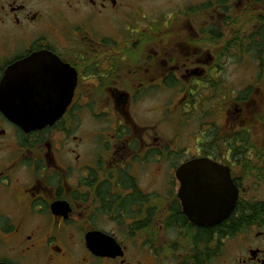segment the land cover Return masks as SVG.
Segmentation results:
<instances>
[{
  "label": "flooded vegetation",
  "instance_id": "af4514ba",
  "mask_svg": "<svg viewBox=\"0 0 264 264\" xmlns=\"http://www.w3.org/2000/svg\"><path fill=\"white\" fill-rule=\"evenodd\" d=\"M119 3L0 0V85L25 73L54 101L69 98L28 132L0 111V264H264V222L220 230L239 225L240 199L264 194L251 184L264 181V96L223 73L234 16L136 26L90 14H132ZM30 59L39 67H17ZM197 159L228 168L238 190L211 227L191 222L179 197L176 172Z\"/></svg>",
  "mask_w": 264,
  "mask_h": 264
},
{
  "label": "water",
  "instance_id": "95a60500",
  "mask_svg": "<svg viewBox=\"0 0 264 264\" xmlns=\"http://www.w3.org/2000/svg\"><path fill=\"white\" fill-rule=\"evenodd\" d=\"M36 61L30 59L25 64H17V67L25 72L30 67H39V64H32ZM19 77L15 81L6 78L0 85V111L24 132L52 125L62 115L69 98L58 103L41 93L42 88L30 82L25 73ZM57 87L64 90L67 83ZM37 93H41L40 96ZM176 176L180 182L179 197L183 211L191 222L202 227L214 226L234 211L238 190L232 183L228 168L207 159H197L180 166Z\"/></svg>",
  "mask_w": 264,
  "mask_h": 264
},
{
  "label": "rangeland",
  "instance_id": "374dc122",
  "mask_svg": "<svg viewBox=\"0 0 264 264\" xmlns=\"http://www.w3.org/2000/svg\"><path fill=\"white\" fill-rule=\"evenodd\" d=\"M64 2L66 0H57ZM119 5L123 7L129 14L131 15L126 16L123 10H109L103 9L99 11L90 12L93 15L94 20L96 22H112L118 21L121 23L125 20H130L133 25L136 26H147L152 25L155 22H162L168 18H171L175 15L183 16L184 12L191 8H196L201 5L207 4L212 0H117ZM264 4H252L249 0L248 2L243 3L240 0H232L228 3V13L233 15L232 19H237L235 22L236 26H241L245 22L242 18H250L253 14L259 13L262 14ZM212 12V11H208ZM250 12H254L253 14ZM194 13L190 15L193 16ZM264 14V13H263ZM128 18V19H127ZM254 18V16H253ZM117 22V23H118ZM232 21H229L231 24ZM251 24H247L244 30L247 32ZM132 29V28H131ZM111 31H114L113 27H110ZM232 53V55H231ZM223 73L229 79V85L235 89L242 91L250 85H253L254 88L250 87L251 90L255 91L254 99H261L264 96V64H263V76L259 80L257 84H252L251 80H254L259 73V62L253 58L252 55H245L241 59L237 58V52H232L231 49L228 50L226 57L224 58L223 63ZM260 90V92H259ZM85 124L89 122H84ZM168 135L172 136L171 133ZM186 150L188 149V155L194 152V141L193 139L186 140ZM259 139V137H258ZM254 140H257V135ZM193 141V142H192ZM252 185L261 190H264V181L257 182L252 181ZM245 200L247 201H263L264 194L263 192H259V195L253 196H244Z\"/></svg>",
  "mask_w": 264,
  "mask_h": 264
},
{
  "label": "trees",
  "instance_id": "16d2710c",
  "mask_svg": "<svg viewBox=\"0 0 264 264\" xmlns=\"http://www.w3.org/2000/svg\"><path fill=\"white\" fill-rule=\"evenodd\" d=\"M232 0H212L207 4L201 5L196 8H189L187 13H199L202 11H210V10H221L220 12L228 13L227 5ZM246 1V0H245ZM252 4H264V0H250ZM262 14L252 13L251 19L242 18L244 20V24L241 26H236L235 22L237 19H232L231 24H226V28L230 30V33L233 34L232 39L229 42H226L225 47L230 45H235L237 47V53L239 57L244 53L253 54V56L264 64V6H263ZM254 16V18H253ZM247 24H251V26L247 29L249 31H245L244 28ZM226 51V49H225ZM263 75V74H262ZM239 225L238 226H230L229 228L221 227L220 230L224 233H233L235 232L239 226L243 223L248 224L252 221L258 220L264 222V200L263 201H247L245 199H240L238 203V208L236 209Z\"/></svg>",
  "mask_w": 264,
  "mask_h": 264
}]
</instances>
